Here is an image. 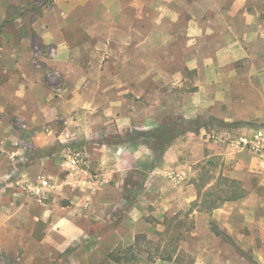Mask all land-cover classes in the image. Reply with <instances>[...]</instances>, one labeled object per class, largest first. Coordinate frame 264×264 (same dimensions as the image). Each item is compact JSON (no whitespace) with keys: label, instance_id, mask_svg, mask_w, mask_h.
Masks as SVG:
<instances>
[{"label":"rangeland","instance_id":"1","mask_svg":"<svg viewBox=\"0 0 264 264\" xmlns=\"http://www.w3.org/2000/svg\"><path fill=\"white\" fill-rule=\"evenodd\" d=\"M234 1L0 0V48L6 56L32 52L33 62L36 56L32 66L44 75L49 103L65 96V84L49 62L57 45L39 38L43 27L71 55V109L45 112L43 131L56 140L42 152L57 160L61 179L79 182L85 230L74 246L43 242L45 223L32 219L53 187L43 174L31 186L44 178L51 188L36 195L24 184L34 198L25 202L31 220L22 245L15 239L0 245V264H264V175L253 170L233 179L227 174L233 158L226 160L247 154L264 170V159L239 144L264 129V0H243L231 16ZM31 6L41 14L28 12ZM11 117L23 140L34 133ZM196 118L206 129L180 136L155 160L143 134ZM13 146L34 155L31 144ZM105 147L119 157L128 147L144 157L149 151L150 171L97 172L92 155ZM73 152L80 163L68 170L64 162ZM107 184L103 193L113 201L101 207L90 195Z\"/></svg>","mask_w":264,"mask_h":264},{"label":"crops","instance_id":"2","mask_svg":"<svg viewBox=\"0 0 264 264\" xmlns=\"http://www.w3.org/2000/svg\"><path fill=\"white\" fill-rule=\"evenodd\" d=\"M243 4V0H235L229 15L233 16L239 12L244 7ZM39 34V38L44 43L57 45V53L49 62L53 66L52 68H55L56 73L64 78L65 88L63 91L65 96L60 95L59 99H56L53 104L48 102L49 98L42 96L46 91L44 89V75L32 66V52L30 55L28 52L23 56L14 52L12 55L6 56L0 48V245L2 246L8 244L11 239H15L18 244L22 245L21 238H25L22 233L24 224L31 220V218H28L30 213L25 202L34 201L31 193L24 190V186L34 185L31 181L36 180L37 182L43 174L50 175L54 180L52 190L48 192L49 194L44 193L45 195L38 200L44 201L41 205L44 207L41 210V216L39 218L32 216L35 222L41 220L45 223L46 237L43 242L68 247L74 246L85 235V230L79 225L78 220L82 211L79 209L81 203L76 201H83L84 197L77 199V195H80L78 191L82 190L79 182L77 183L76 180L68 177L61 179V174H57L60 170L54 171L58 168L57 160L52 156H45L42 152L56 140L49 129L43 131L45 127L43 115H45V112L49 108L59 113H62L65 109L66 111L71 109L68 101L70 94L73 92V87L71 86L70 72L67 68V65L71 63V55L67 53V46L64 41L52 39L48 28L43 27V31ZM9 80L13 81L11 87L7 85ZM11 116L18 117L24 120L28 126L35 128L34 133L23 140L12 126L14 118ZM38 120L39 122H37ZM36 126L40 128H36ZM19 142L31 144L34 148V155L29 156L22 148L13 146V144ZM106 148L98 150L99 153L92 155V158L96 160L94 167L99 173L104 174L106 172V174L111 175L114 170L138 173L141 167L145 168V164H149V151H146L144 157L139 150L134 151L131 147H128L119 152L121 154V157H119L114 155L118 154V151H108ZM109 152L112 155V160L111 164L108 165L110 167L105 171L103 163H105V156ZM230 158H233L232 168L228 170L227 174L231 178L242 180L245 174L253 170L255 173H260L259 175H264V170L260 169L261 165L257 164L256 159L253 157H249L247 154H237L233 157L229 156L226 160L228 161ZM145 169L150 171L149 166ZM151 171V176H155V168H152ZM149 176L150 172H148V178ZM246 183L249 184V181H246ZM259 184L264 186L262 185L264 183ZM108 187V184L103 188L102 186L97 187L100 191L90 195V200L99 201L101 207H107V201H113L109 200L103 193ZM252 195V193L249 195L247 201L251 200ZM45 201L48 202L45 203ZM58 201H69V204L67 202L58 205L56 204ZM118 201L123 200L120 198ZM92 218L94 219V217ZM54 237H57V241L54 240Z\"/></svg>","mask_w":264,"mask_h":264},{"label":"trees","instance_id":"3","mask_svg":"<svg viewBox=\"0 0 264 264\" xmlns=\"http://www.w3.org/2000/svg\"><path fill=\"white\" fill-rule=\"evenodd\" d=\"M47 1V0H45ZM28 12H35L36 14H41L40 7H27ZM25 9L22 11L16 10L15 16L22 15ZM15 18V17H14ZM217 123L223 124L225 126H241L246 123L235 122V123H223L222 121H215ZM207 126L206 121L203 118H196L192 120H181L180 122L174 123L172 125H162L155 130L151 131L149 134L144 133L147 136V146L154 154V159L159 160L163 153L171 146V144L180 136L188 132L197 133L200 130H205ZM127 138H130L128 134ZM149 138V139H148Z\"/></svg>","mask_w":264,"mask_h":264},{"label":"built area","instance_id":"4","mask_svg":"<svg viewBox=\"0 0 264 264\" xmlns=\"http://www.w3.org/2000/svg\"><path fill=\"white\" fill-rule=\"evenodd\" d=\"M50 57L55 55L54 49H49L48 52ZM37 58H34V64L37 62ZM37 66V65H36ZM239 144L242 145L245 149L256 155L260 159H264V129L256 130L249 137H242L239 140ZM80 163V153H70L67 156L66 161L64 162V166L68 170H74L78 167ZM28 190H34L35 194H39L41 191L49 190L51 188V184L48 179H41L38 187L26 185Z\"/></svg>","mask_w":264,"mask_h":264}]
</instances>
